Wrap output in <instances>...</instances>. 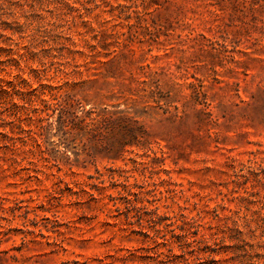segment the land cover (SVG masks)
I'll use <instances>...</instances> for the list:
<instances>
[{
  "label": "rangeland",
  "instance_id": "1",
  "mask_svg": "<svg viewBox=\"0 0 264 264\" xmlns=\"http://www.w3.org/2000/svg\"><path fill=\"white\" fill-rule=\"evenodd\" d=\"M0 78V264H264V0H0Z\"/></svg>",
  "mask_w": 264,
  "mask_h": 264
},
{
  "label": "trees",
  "instance_id": "2",
  "mask_svg": "<svg viewBox=\"0 0 264 264\" xmlns=\"http://www.w3.org/2000/svg\"><path fill=\"white\" fill-rule=\"evenodd\" d=\"M19 89H17V87L15 86V83L14 82H11V81H6L3 83L2 79L0 78V92H3L7 95H12V93L14 92H18ZM60 99L58 100L57 102V105L59 106L58 107V114H57V117L56 119H54V121L58 124V125H63V123H65L67 120H71L74 119V118H79L80 116H78L75 113L71 112L70 109L73 108V109H78L80 108L82 105H81V102L79 99H76V98H72L69 96V94H65L63 96H58ZM45 102H47L46 100H44ZM78 110H82L81 109H78ZM73 115V116H72ZM82 119V118H81ZM51 121H48L45 125H41L40 128L42 130H45L46 127H48L49 125H51ZM67 132V131H64V133ZM7 146V145H5ZM14 146V145H13ZM66 148H64V150H62V153L65 154L66 153ZM67 155V154H65ZM185 223V222H184ZM171 225V223H168L167 226ZM178 228L182 231H180L178 234H176V236L178 237L179 239V242H180V245L181 246H189L191 241H194L193 239H188L187 237V233L185 232L184 229H182V226H178ZM159 229H157L158 231ZM146 236H148V233H146ZM174 236V235H173ZM150 237H156V235L154 236H150ZM163 237V236H162ZM163 241L162 243L165 244L166 241H168V239L166 238H162Z\"/></svg>",
  "mask_w": 264,
  "mask_h": 264
}]
</instances>
